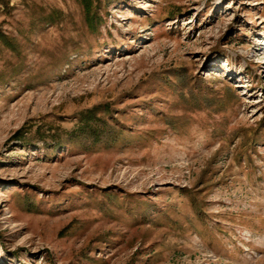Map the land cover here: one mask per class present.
<instances>
[{
	"label": "rangeland",
	"instance_id": "obj_1",
	"mask_svg": "<svg viewBox=\"0 0 264 264\" xmlns=\"http://www.w3.org/2000/svg\"><path fill=\"white\" fill-rule=\"evenodd\" d=\"M92 7L0 0V264H264V0Z\"/></svg>",
	"mask_w": 264,
	"mask_h": 264
},
{
	"label": "trees",
	"instance_id": "obj_2",
	"mask_svg": "<svg viewBox=\"0 0 264 264\" xmlns=\"http://www.w3.org/2000/svg\"><path fill=\"white\" fill-rule=\"evenodd\" d=\"M81 4H82V7L84 9V13H85V16H86V20H87V23L89 24V26L91 27V23L93 22V19L95 17V13L94 11L92 10V6H93V0H80ZM93 28V27H91ZM93 111H90L88 114H89V117L88 118H93ZM95 117V116H94Z\"/></svg>",
	"mask_w": 264,
	"mask_h": 264
}]
</instances>
